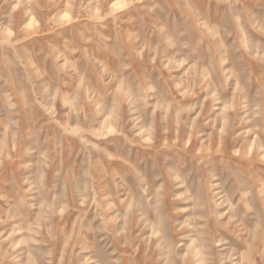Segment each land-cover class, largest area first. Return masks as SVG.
Instances as JSON below:
<instances>
[{"label": "rangeland", "instance_id": "rangeland-1", "mask_svg": "<svg viewBox=\"0 0 264 264\" xmlns=\"http://www.w3.org/2000/svg\"><path fill=\"white\" fill-rule=\"evenodd\" d=\"M0 264H264V0H0Z\"/></svg>", "mask_w": 264, "mask_h": 264}]
</instances>
